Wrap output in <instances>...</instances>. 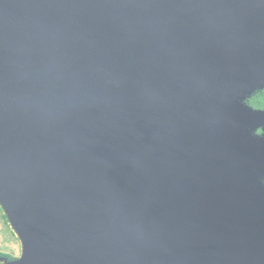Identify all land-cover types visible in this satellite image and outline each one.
<instances>
[{"label": "water", "instance_id": "obj_1", "mask_svg": "<svg viewBox=\"0 0 264 264\" xmlns=\"http://www.w3.org/2000/svg\"><path fill=\"white\" fill-rule=\"evenodd\" d=\"M263 90L264 0H0V262L264 264Z\"/></svg>", "mask_w": 264, "mask_h": 264}, {"label": "rangeland", "instance_id": "obj_2", "mask_svg": "<svg viewBox=\"0 0 264 264\" xmlns=\"http://www.w3.org/2000/svg\"><path fill=\"white\" fill-rule=\"evenodd\" d=\"M2 215L3 212L0 209V253L7 254L15 259H18L21 253L20 243L10 229L8 223H6L2 218Z\"/></svg>", "mask_w": 264, "mask_h": 264}, {"label": "trees", "instance_id": "obj_3", "mask_svg": "<svg viewBox=\"0 0 264 264\" xmlns=\"http://www.w3.org/2000/svg\"><path fill=\"white\" fill-rule=\"evenodd\" d=\"M248 104L253 109L264 110V90L255 94L253 97H251L248 101ZM2 218L7 223L5 216L2 215ZM0 258H5L8 261L15 260V258H13L12 256L7 255V254H2V253H0ZM0 264H2V263L0 262Z\"/></svg>", "mask_w": 264, "mask_h": 264}]
</instances>
